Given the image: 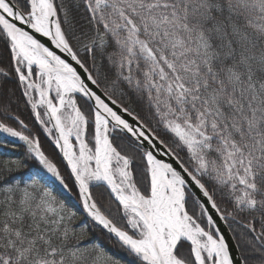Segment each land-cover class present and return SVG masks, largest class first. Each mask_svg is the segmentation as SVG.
Listing matches in <instances>:
<instances>
[{
  "label": "snow or ice",
  "instance_id": "1",
  "mask_svg": "<svg viewBox=\"0 0 264 264\" xmlns=\"http://www.w3.org/2000/svg\"><path fill=\"white\" fill-rule=\"evenodd\" d=\"M81 5L91 37L76 32ZM0 47L58 133L83 211L129 264H264V0H0ZM0 133L71 191L38 138ZM73 216L35 177L0 183V264H117L76 239ZM217 219L240 226L239 258Z\"/></svg>",
  "mask_w": 264,
  "mask_h": 264
},
{
  "label": "trees",
  "instance_id": "2",
  "mask_svg": "<svg viewBox=\"0 0 264 264\" xmlns=\"http://www.w3.org/2000/svg\"><path fill=\"white\" fill-rule=\"evenodd\" d=\"M55 2L60 4L61 0H55ZM59 15L63 17V12L60 11ZM72 15L74 17L77 34L85 32L89 37L95 34L94 25L88 23V17L90 14L85 11L83 5L78 9L73 8ZM77 50L80 52L81 56L85 55L81 49L77 48ZM0 69L8 74L7 76L0 74V122L11 126L18 131H22L25 135H31L33 138H38L42 150L58 165L61 174L67 180L71 191L69 192L63 189L58 182H55L51 178L50 174L46 173L37 161L30 158L27 145L23 141L8 136L5 133H0V183H7L11 176H15L29 182L30 178L35 177L41 184H47L53 189L58 200L64 203L66 214L74 213L69 227L75 230L76 239L85 243L89 241H99L107 252L115 258L117 264H129L131 258L125 255L119 245H117L115 239H110L105 232L94 227L90 218H88L83 211L82 203L76 195L77 190L72 187V179L69 177L70 170L65 167V162L62 160L59 150L55 147L53 139L44 132V127L35 120L31 105L27 102L28 98L23 95L24 87L19 83L18 75L15 72V62L2 47H0ZM104 88L105 85L102 84L101 90L103 91ZM117 96H119V93H117ZM123 102L126 106H130L141 116L147 115L146 107L139 105L134 96H126ZM19 121H23L26 127L20 125ZM88 131L92 132L91 126ZM89 143L92 145L91 140ZM17 163L21 165L18 170L16 169ZM9 168L12 169L10 175L7 171ZM5 177L8 179H4ZM93 191L96 190L93 189ZM229 210H231L230 207ZM243 222H247V220H244ZM226 224L232 236L234 235V230L235 232L240 230L238 224L232 223L231 221L226 222ZM74 243H76V240L70 241V244ZM187 247L188 246L185 245V250H187ZM260 259L261 257L259 253L250 254V262H258Z\"/></svg>",
  "mask_w": 264,
  "mask_h": 264
},
{
  "label": "water",
  "instance_id": "3",
  "mask_svg": "<svg viewBox=\"0 0 264 264\" xmlns=\"http://www.w3.org/2000/svg\"><path fill=\"white\" fill-rule=\"evenodd\" d=\"M42 39V42H44L47 46H49V47H51V48H53L54 49V45H51L50 44V42L49 41H47V38H41ZM55 50V49H54ZM57 51V53L58 54H61V53H59V50H56ZM62 56H64V57H66L67 59H69L70 60V57H67L66 56V54H61ZM73 64L75 63V62H72ZM100 91H102L101 89H100ZM125 118H128V119H130V117H125ZM54 123V121L52 122V123H50V126H51V128H52V124ZM53 132H54V135H55V137L58 135V133L53 129ZM59 150V149H58ZM61 154V156H62V153H60ZM66 163V162H65ZM217 223H218V225H219V227H220V229H221V231L223 232V234L225 235V238H226V241L229 243V245H230V249L232 250V252H233V255H235L237 258H239V252L235 249V247H234V245H235V241H234V239H233V236H232V234H231V232H230V230H229V228H228V226H227V224H226V222H224V221H219L218 219H217Z\"/></svg>",
  "mask_w": 264,
  "mask_h": 264
},
{
  "label": "rangeland",
  "instance_id": "4",
  "mask_svg": "<svg viewBox=\"0 0 264 264\" xmlns=\"http://www.w3.org/2000/svg\"><path fill=\"white\" fill-rule=\"evenodd\" d=\"M32 79H33L34 81L39 82V78H38L36 75H34V76L32 77ZM32 95H33L34 99H38V94H37V93L33 92ZM51 95L54 96L55 93L53 92ZM38 110L43 114L44 109H43L42 107L38 108ZM44 119L47 121L48 117H44ZM46 126L49 127V128H51L50 123H48ZM43 127H44V126H43ZM47 134H48V133H47ZM50 137H51V138L53 139V141H54V138H55L54 133H52V135H51ZM89 146H90V147H93V146H94V141H92V145H90V143H89ZM75 147L78 149V146H77V145H76Z\"/></svg>",
  "mask_w": 264,
  "mask_h": 264
},
{
  "label": "bare ground",
  "instance_id": "5",
  "mask_svg": "<svg viewBox=\"0 0 264 264\" xmlns=\"http://www.w3.org/2000/svg\"><path fill=\"white\" fill-rule=\"evenodd\" d=\"M38 99H39V96H38ZM73 140H74V138H73ZM78 146V145H77Z\"/></svg>",
  "mask_w": 264,
  "mask_h": 264
}]
</instances>
